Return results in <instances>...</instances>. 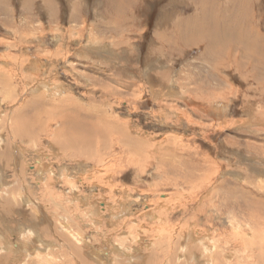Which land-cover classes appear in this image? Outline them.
Returning a JSON list of instances; mask_svg holds the SVG:
<instances>
[{"label": "rangeland", "instance_id": "374dc122", "mask_svg": "<svg viewBox=\"0 0 264 264\" xmlns=\"http://www.w3.org/2000/svg\"><path fill=\"white\" fill-rule=\"evenodd\" d=\"M259 37L264 0H0V264H264Z\"/></svg>", "mask_w": 264, "mask_h": 264}, {"label": "bare ground", "instance_id": "6f19581e", "mask_svg": "<svg viewBox=\"0 0 264 264\" xmlns=\"http://www.w3.org/2000/svg\"><path fill=\"white\" fill-rule=\"evenodd\" d=\"M241 3H242V2H241ZM241 3H240V5L238 4V7H237V8H239V11L242 10V9L244 8V7H243L244 5L241 4ZM235 10H236V9H235ZM237 12H238V11H237ZM243 16H244V15H243ZM237 17H238V16H237ZM232 19H233V18H232ZM232 19H231V20H232ZM247 20H248V19H247ZM229 21H230V19H229ZM237 21H238V20H237ZM212 22H213V21H212ZM212 22H211V25L213 26L214 23L212 24ZM227 22H228V21H227ZM231 22H232V21H231ZM231 22H230V25L232 24ZM239 22H240V21H239ZM243 22H244V21H243ZM233 24H234V23H233ZM233 24H232V25H233ZM235 26H236V25H235ZM238 26H239V25H238ZM243 26H244V25H243ZM216 28H217V27H216ZM241 28H242V27H241ZM222 29H223V28H222ZM235 29H236V28H235ZM209 31H210V30H209ZM217 31H218V29H217ZM225 31H226V30H225ZM226 32H227V31H226ZM235 32H236V31H235ZM223 34H224V32H223ZM224 35H225V34H224ZM234 35H235V34H234ZM234 35H233V36H234ZM231 37H232V36H231ZM234 38H235V37H234ZM259 38H261V37H259ZM259 38H256V42H259V43L261 42V43H262V42L264 41V40H262V39H264V38H261V39H259ZM236 41H237V40H236ZM238 42H239V41H238ZM239 43H240V42H239ZM220 44H221V43H220ZM223 44H225V43H223ZM221 45H222V44H221ZM218 48H219V47H218ZM220 48H221V47H220ZM244 52H245V51H244ZM218 107H219V109H218V110L215 109L214 112H216V113H221L223 109L220 108L221 106H218ZM222 107H223V106H222ZM37 238H38V237H37ZM37 242H38V241H37ZM41 247H42V246H41Z\"/></svg>", "mask_w": 264, "mask_h": 264}]
</instances>
